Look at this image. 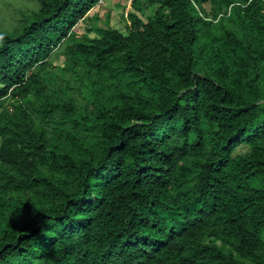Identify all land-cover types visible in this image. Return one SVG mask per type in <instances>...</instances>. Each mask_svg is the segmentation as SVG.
I'll list each match as a JSON object with an SVG mask.
<instances>
[{"label": "trees", "instance_id": "trees-1", "mask_svg": "<svg viewBox=\"0 0 264 264\" xmlns=\"http://www.w3.org/2000/svg\"><path fill=\"white\" fill-rule=\"evenodd\" d=\"M99 1L0 0V264H264V0Z\"/></svg>", "mask_w": 264, "mask_h": 264}, {"label": "rangeland", "instance_id": "rangeland-1", "mask_svg": "<svg viewBox=\"0 0 264 264\" xmlns=\"http://www.w3.org/2000/svg\"><path fill=\"white\" fill-rule=\"evenodd\" d=\"M9 2L14 1L15 6L24 4L26 0H7ZM206 10H210L209 5H205ZM129 0H100L99 4L90 13L91 16L95 14L90 20L79 23L75 27V31L79 34L85 32L87 25H95L120 29L123 33H127L126 28V16L129 11H134ZM11 19H14V11L12 9L7 10ZM140 13V12H139ZM141 14V13H140ZM141 16L144 18L143 14ZM145 19V18H144ZM63 57H57L55 62L57 65H63ZM244 145V144H243ZM246 145V144H245ZM238 153L247 155L249 153L248 148L239 149Z\"/></svg>", "mask_w": 264, "mask_h": 264}]
</instances>
